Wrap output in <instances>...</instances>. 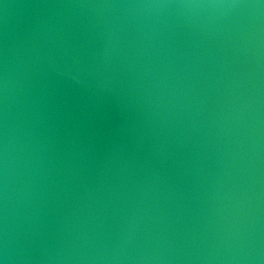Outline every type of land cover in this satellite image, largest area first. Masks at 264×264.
Listing matches in <instances>:
<instances>
[{"label": "water", "instance_id": "water-1", "mask_svg": "<svg viewBox=\"0 0 264 264\" xmlns=\"http://www.w3.org/2000/svg\"><path fill=\"white\" fill-rule=\"evenodd\" d=\"M0 264H264V0H0Z\"/></svg>", "mask_w": 264, "mask_h": 264}]
</instances>
